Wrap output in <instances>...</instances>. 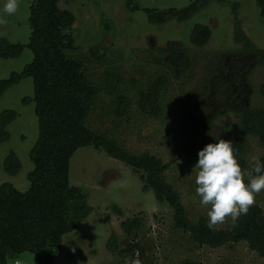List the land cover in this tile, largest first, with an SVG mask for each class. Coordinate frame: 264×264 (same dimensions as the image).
I'll return each instance as SVG.
<instances>
[{
    "label": "rangeland",
    "instance_id": "374dc122",
    "mask_svg": "<svg viewBox=\"0 0 264 264\" xmlns=\"http://www.w3.org/2000/svg\"><path fill=\"white\" fill-rule=\"evenodd\" d=\"M30 1L20 0L16 14L6 16L3 13L6 0H0V17L7 20V24H0V37L22 44L18 54L0 55V79L9 77L12 71H20L31 59V51L25 45ZM189 1L56 0V4L73 14L70 26L64 31L72 34L76 46L66 52L80 58L88 79L100 85L86 124L105 132L131 152L148 151L165 162L162 175L177 191L188 218L194 221L200 214L208 219L207 212L211 210L210 205L202 207L195 194L198 170L193 167L198 160L196 149L201 150V144L238 136L243 168H252V157H264V140L259 141L254 134L241 133L239 112L230 110L226 104L223 109L219 102L204 98L203 87L207 78L223 73L221 65H216L219 54L242 48L241 43L233 39L234 7L242 31L263 50L262 59L255 61L246 72L248 85L243 89L250 106H264V21L258 16L255 0H207L185 19H149V12L178 9ZM196 22L209 28L208 39L200 46H193L189 41V31ZM167 39H177L188 47L190 64L180 76L172 75L169 65L160 59L161 51L156 48ZM105 71L116 72V90L124 92L131 100L125 116H115L111 111L113 96L103 87ZM161 72L166 79L159 90L158 110L143 112L137 105L139 92L163 74ZM31 96L32 81L27 75L11 81L0 91V110L11 108L15 112L4 125L6 137L0 140V182L9 181L19 190L28 186L26 172L32 166L28 149L37 133L33 102L24 100ZM200 105L207 107V111L200 118L205 131L198 141L191 135L196 129L193 125L195 109ZM9 150L19 161L14 173L2 168V160ZM67 179L69 184L85 190V202L90 208L77 225L61 235L51 264H112L115 257L106 250L105 241L113 231L119 246L122 245L124 234L120 220L135 214L141 220L134 236L142 246V256L138 258L143 263L264 264L263 257L243 240L218 246L198 244L186 230L172 223L170 207L156 201L152 189L142 186L138 173L121 159L106 154L103 148L92 144L77 146L68 159ZM256 204L264 213V191L256 196ZM113 205L120 208V213ZM230 224L229 219L219 227ZM14 259L37 264L36 256L28 250L7 256L5 264H14Z\"/></svg>",
    "mask_w": 264,
    "mask_h": 264
},
{
    "label": "trees",
    "instance_id": "16d2710c",
    "mask_svg": "<svg viewBox=\"0 0 264 264\" xmlns=\"http://www.w3.org/2000/svg\"><path fill=\"white\" fill-rule=\"evenodd\" d=\"M207 0H191L175 9L149 12V19L162 21L169 17L185 19ZM258 16L264 21V0H255ZM150 9L146 8V11ZM233 12V39L241 43L240 50L221 52L217 64L222 74L207 78L204 87L206 99L225 104L230 110L239 112L240 132L254 134L259 141L264 140V106H250L244 86L248 85L246 72L255 61L262 59L263 50L245 35L240 20ZM73 20V14L66 8H59L56 0H31L28 4V38L25 45L31 51V59L20 71H12L9 77L0 79V91L22 75L31 77L32 96L24 98L33 102L37 133L28 149L32 166L26 172L28 186L24 190L14 187L9 181L0 182V264L5 258L21 250H28L36 256L37 264H51L58 250L61 235L72 229L85 217L90 206L85 202V190L67 179L68 159L73 150L80 145L92 144L103 148L106 154L121 159L138 173L144 188H151L156 201L165 202L171 209L172 223L186 230L198 244L218 246L225 242L243 240L264 259V213L255 204L247 215L241 216L235 227L209 230L207 218L200 214L194 221L188 218L177 191L167 182L162 173L166 163L148 151L131 152L105 132L92 129L86 124V117L97 96L100 85L88 79L84 63L80 58L69 55L68 48H75L73 36L64 31ZM209 28L202 23H194L189 31V41L193 46L206 43ZM151 44V43H150ZM153 44V43H152ZM154 45V44H153ZM22 44L9 42L0 37V55L19 53ZM160 59L168 64L174 76L182 75L190 64L188 47L177 39H167L156 47ZM226 69V71H225ZM113 71H105L103 87L113 96L111 111L115 116H125L130 107V98L116 90L118 76ZM140 90L137 105L143 112H157L158 94L166 79L164 72ZM243 96L244 99L239 97ZM205 103V100H204ZM207 107L200 105L195 109V134L191 137L200 140L205 129L201 128L200 118ZM11 108L0 110V140L6 137L5 123L14 116ZM234 136L231 139L239 150L237 158L242 162L241 144ZM206 143L201 144L204 147ZM199 151L200 148L196 149ZM264 160V157L261 158ZM2 168L14 173L19 161L12 150L3 160ZM120 213V208L114 206ZM141 225L137 214L120 220L124 234L122 245L113 231L106 241V250L115 257L112 264H120L124 257L142 256V246L135 239L134 231ZM143 264H157L154 261Z\"/></svg>",
    "mask_w": 264,
    "mask_h": 264
},
{
    "label": "clouds",
    "instance_id": "9594fccd",
    "mask_svg": "<svg viewBox=\"0 0 264 264\" xmlns=\"http://www.w3.org/2000/svg\"><path fill=\"white\" fill-rule=\"evenodd\" d=\"M20 0H6L3 13L16 14ZM0 24L7 20L0 17ZM238 149L231 140L218 139L206 144L198 151V160L193 168L197 169L195 194L200 198L202 207L211 206L207 212L206 226L217 230L231 220L237 225L241 216L247 215L256 204V196L264 191V160L252 157V168H243L237 158ZM123 264H143L138 258L124 257Z\"/></svg>",
    "mask_w": 264,
    "mask_h": 264
},
{
    "label": "built area",
    "instance_id": "2783aa9c",
    "mask_svg": "<svg viewBox=\"0 0 264 264\" xmlns=\"http://www.w3.org/2000/svg\"><path fill=\"white\" fill-rule=\"evenodd\" d=\"M133 258H136V256L134 255ZM13 263H14V264H26V263H24V262H20V261L17 260V259H14V260H13Z\"/></svg>",
    "mask_w": 264,
    "mask_h": 264
}]
</instances>
